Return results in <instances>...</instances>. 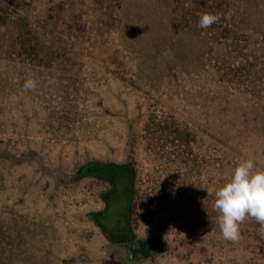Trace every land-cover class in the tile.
<instances>
[{
    "label": "rangeland",
    "instance_id": "rangeland-1",
    "mask_svg": "<svg viewBox=\"0 0 264 264\" xmlns=\"http://www.w3.org/2000/svg\"><path fill=\"white\" fill-rule=\"evenodd\" d=\"M192 1L121 0L118 12L116 0H0L66 62L63 71L33 67L26 79L0 62V264L149 261H128L89 220L106 190L76 180L89 161L133 165L132 232L165 244L152 264H264V246L247 240L255 221L240 225L238 242L223 239L207 193L249 158L264 170V0H225L214 11L221 29L194 21L174 33ZM239 69L232 82L219 80ZM27 79L34 91L24 90ZM240 118L241 132H231ZM171 123L192 134L188 166L172 134L161 147L160 128Z\"/></svg>",
    "mask_w": 264,
    "mask_h": 264
},
{
    "label": "trees",
    "instance_id": "trees-1",
    "mask_svg": "<svg viewBox=\"0 0 264 264\" xmlns=\"http://www.w3.org/2000/svg\"><path fill=\"white\" fill-rule=\"evenodd\" d=\"M120 1L116 0L117 3L114 6L118 12L120 9ZM224 5H226L225 0H194L191 5L193 12L190 15L184 13L180 21L173 19L171 29L174 33L183 31V28L188 29L190 22L199 21V14H214L215 10H218L219 13L223 10ZM219 16L221 17L219 22L208 28L209 31L222 28L220 23L223 22L224 18H222V15ZM27 23L23 16L19 15L16 11H12L7 4L0 3V62L6 66L5 70L9 72H21L24 76L19 74V77H25V79L34 72L31 70L33 67L38 68V72H40L41 69L51 71L53 66L55 67L56 65L59 70L63 71L66 62L64 65H58V62L61 60V53L59 54L54 47L52 49L48 48L49 45L44 46L40 39L34 35L33 31L26 29L28 27ZM16 65L19 68L16 69ZM23 69H25V73L22 72ZM238 74H240V69L229 70L227 72H223L222 70L221 74H219V80L232 82ZM59 79L66 81L65 88L70 87L71 83L69 81L67 82L66 76H61ZM3 83L4 81L0 84ZM54 98L57 100L56 96ZM192 98L194 97H190L189 99ZM213 102L214 99L212 98L207 101L204 105V112L207 113V109L212 108ZM223 109L221 108L220 112ZM66 116V113L61 111L60 114L58 112L54 114L52 119L57 125H61L67 119ZM211 123L212 125H216L214 121H211ZM230 124L233 126L231 132L239 133L243 128V119L240 124L235 121ZM170 126L165 125L164 128H160L161 134L159 135V139L161 141L164 140L163 133L172 134L171 144L174 146L173 153L178 162H185L186 166H188L191 164V161L187 158L186 151L188 149L189 137L192 134L190 131L183 132L184 130L179 129L174 123H171ZM257 140L259 139L251 138V141L256 142ZM260 143L262 144V142ZM165 146L166 142L164 140L161 147L164 148ZM75 178L76 180L90 178L106 186V190L99 194L103 203V209L99 212L89 213L88 218L107 239L108 244L111 246H128L129 253L132 256H138L143 261L153 259L155 255H159L165 250V244L159 237H151L143 240L136 238L132 232L131 216L134 210L133 203L137 191L135 190L136 172L131 163L116 164L105 161H89L77 168ZM178 187L179 189L182 188L180 184ZM251 228L252 231L248 234L249 237L247 240L251 239V243L255 242L257 248H263V236L258 234L257 231L259 224L255 222Z\"/></svg>",
    "mask_w": 264,
    "mask_h": 264
},
{
    "label": "clouds",
    "instance_id": "clouds-1",
    "mask_svg": "<svg viewBox=\"0 0 264 264\" xmlns=\"http://www.w3.org/2000/svg\"><path fill=\"white\" fill-rule=\"evenodd\" d=\"M220 18L217 14H199L198 27L208 29ZM55 82L49 80L50 84ZM23 88L34 91L37 81L27 79ZM207 193L214 197L213 208L223 239L238 242L240 225L249 218L259 224L258 234L264 236V170L258 169L253 159L241 162L226 183L218 189H208Z\"/></svg>",
    "mask_w": 264,
    "mask_h": 264
},
{
    "label": "crops",
    "instance_id": "crops-1",
    "mask_svg": "<svg viewBox=\"0 0 264 264\" xmlns=\"http://www.w3.org/2000/svg\"><path fill=\"white\" fill-rule=\"evenodd\" d=\"M124 246V245H123ZM119 247H121V246H119ZM122 249H124L125 250V254H126V257H127V259H128V261H129V257L131 258L132 257V255L129 253L130 251L128 250V246H124V247H121ZM134 256V255H133ZM87 264H98V263H87ZM142 264H152L151 263V260H149L148 262H146V263H142Z\"/></svg>",
    "mask_w": 264,
    "mask_h": 264
}]
</instances>
